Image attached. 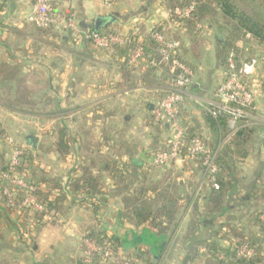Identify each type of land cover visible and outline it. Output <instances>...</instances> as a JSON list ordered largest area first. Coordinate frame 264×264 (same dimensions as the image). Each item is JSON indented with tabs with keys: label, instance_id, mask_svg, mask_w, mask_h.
Returning <instances> with one entry per match:
<instances>
[{
	"label": "crops",
	"instance_id": "obj_1",
	"mask_svg": "<svg viewBox=\"0 0 264 264\" xmlns=\"http://www.w3.org/2000/svg\"><path fill=\"white\" fill-rule=\"evenodd\" d=\"M51 1L63 11H73L82 30L94 28L99 16L110 13L117 16L113 24L124 31L139 24L150 30L170 17L164 0H118L111 9L103 6V0ZM32 5L30 0H0V56L21 64L24 72L50 77L51 85L45 88L54 92L55 111L32 116L8 110L0 102V173L12 151H6L5 134L20 115L22 121L37 124L36 131L20 126L11 137L36 157L35 177L43 181L40 193L47 201L64 190L68 195L41 218L7 210L0 199V264H79L90 230L102 233L114 247L112 258L92 264H230L236 257L222 252L225 258L218 259L215 249L233 250L243 240L260 250L263 263L259 264H264V227L257 221L264 212V62L256 60L250 76L259 106L254 147L236 163V182L226 197V211L210 220V185L195 159L166 167L151 165L153 153L164 146L169 132L167 125L159 129L150 122L164 90L143 80L146 67L128 65L133 78L127 81L114 51L82 41L74 44L66 36H35L26 21ZM221 32L216 24H203L199 56L179 51L194 64L195 72L181 110L183 122L215 151L223 142L205 112L223 77L217 56ZM189 43L186 39L184 45ZM31 137L38 139L34 148ZM113 165L120 170L121 184L112 178ZM85 168L102 181L101 194L75 192L70 186ZM167 173L179 182L183 196L171 232L160 233L123 215L126 194Z\"/></svg>",
	"mask_w": 264,
	"mask_h": 264
},
{
	"label": "trees",
	"instance_id": "obj_2",
	"mask_svg": "<svg viewBox=\"0 0 264 264\" xmlns=\"http://www.w3.org/2000/svg\"><path fill=\"white\" fill-rule=\"evenodd\" d=\"M30 1L34 4L37 0ZM117 1L115 0V3ZM50 2L54 8L60 9L55 2L51 0ZM164 3L170 12L169 21L156 24L150 30L145 24H139L135 29L127 33L125 45H114L110 49L114 51L123 70V76L127 81H131L133 78V72L128 69L129 54L140 46L144 50L147 60H155L157 62L154 67H146L142 73L143 80L148 83L155 82L164 90L160 97L165 95L167 93L166 86L168 81L172 79L173 72L171 71L170 63L166 62L159 52V44L155 34H162L165 38L177 42L178 46L171 58L180 59L190 64L194 69V64L190 60L184 59L179 51L185 50L194 58L199 56L202 38L200 35L201 31L197 28L198 23L202 25L216 24L222 30V40L218 44L217 56L219 64L223 68L227 67L230 54L235 56L239 65H252L256 60L260 59L264 62V0H164ZM191 5H193V10L190 16L183 19L175 17L174 11L177 8L185 9ZM63 12L68 17L74 16L76 18L73 11L67 10ZM175 22L178 24L175 25ZM29 28L35 36L45 38L66 36L69 41L71 40L74 43L70 32L60 31L51 26L40 27L32 23H29ZM88 30L93 32L94 28ZM118 31V25L113 24L108 28L100 29L99 32L117 33ZM186 39L190 42L188 47L184 45ZM241 42L243 47L240 45ZM87 43L94 46L90 41L82 40V44ZM247 48H249V51H247ZM158 73L160 75L159 79ZM51 82L52 79L50 77L40 76L31 71L24 72L21 64H12L0 56V102L8 110L32 116H39L42 112L46 115L54 113L56 101L54 100V92L47 91L45 88L50 86ZM205 117L208 124L220 132L221 141L223 142V147L216 151V158L220 166L217 173V186L208 180L201 157H197L194 160L209 182L210 193L207 212L210 220H214L226 211V197L230 194L236 182V163L248 157L254 147L257 123L246 125L245 119H241L238 122L237 130L233 131L229 126L228 114L221 113L214 116L206 109ZM150 122L151 124L154 123L159 129L160 127H165L153 119ZM188 133L190 137L197 135L190 130H188ZM24 159L30 172L28 183L40 187L43 181H38L34 173L37 168L35 164L37 163L36 157L31 155L26 149ZM113 166L112 178L116 183L121 184L123 178L121 174L119 175L120 170L115 165ZM4 168H6V165ZM70 186L75 192H94L95 194H101L104 188L102 181L97 179L89 168L83 170V175L80 178L70 181ZM181 190V185L176 179H172L170 173L165 174L159 180L142 183L124 196L123 202L126 215H123L135 221L138 225L148 223L160 233H169L177 225V220L181 213L183 200ZM37 193L47 204V211L37 214V217L40 218L45 213L57 209L59 204L66 199V195H68V192L64 190L53 200L47 201L39 191ZM262 214L264 212L257 215V221L263 228ZM86 238L96 243L102 250L109 249L114 253V247L110 239H107L102 233L90 230L86 234ZM247 242L249 241H240L233 250L224 249L222 251L223 249L220 248L215 249L216 257L219 259L220 253L223 252L228 258L230 254L236 257V260L230 264L263 263L260 250L256 248L254 255L251 257L237 256L240 247L244 245L253 246V244ZM97 260H99L98 257L95 258L94 262Z\"/></svg>",
	"mask_w": 264,
	"mask_h": 264
},
{
	"label": "built area",
	"instance_id": "obj_3",
	"mask_svg": "<svg viewBox=\"0 0 264 264\" xmlns=\"http://www.w3.org/2000/svg\"><path fill=\"white\" fill-rule=\"evenodd\" d=\"M115 0H103V6L111 9ZM193 5L185 8H177L174 15L177 19L190 16ZM28 23L40 27H53L60 31L70 32L75 43L83 39L90 41L96 48L110 50L114 45H125V36L131 30H119L116 32H91L82 30L76 18L68 17L66 14L54 8L50 0H37L32 5L31 13L26 17ZM178 24L175 22V25ZM202 31L203 25L197 24ZM159 44V52L163 59L170 63L173 77L168 81L167 93L160 97L153 106L151 118L161 125L168 126V135L164 146L157 149L151 158V165L166 167L174 162L193 160L201 157L206 169L208 180L217 186V173L220 169L214 151L203 137L194 135L190 137L188 128L182 119V106L186 100L187 90L193 83L195 76L194 69L190 64L176 58H171L178 44L174 40L164 37L162 34H155ZM228 65L224 68L223 77L215 89V101L207 110L214 116L225 113L229 115V126L233 131L238 128V122L245 119L246 125L254 124L258 120L259 106L252 89L250 79L252 65H239L235 56L230 54ZM128 65L130 68L136 66L154 67L155 60H147L144 50L139 46L129 54ZM13 143V141H11ZM25 147L12 144V151L6 168L0 173V199L2 206L7 210H14L21 216L30 213L31 215L41 214L47 211L46 202L41 198L39 186L28 183L30 172L28 164L24 159ZM264 222V214L261 215ZM83 259L79 264H92L95 258L108 260L112 258V251L102 250L90 239H84ZM255 253L252 246H242L237 252L239 257H251ZM224 254L219 259H224Z\"/></svg>",
	"mask_w": 264,
	"mask_h": 264
},
{
	"label": "rangeland",
	"instance_id": "obj_4",
	"mask_svg": "<svg viewBox=\"0 0 264 264\" xmlns=\"http://www.w3.org/2000/svg\"><path fill=\"white\" fill-rule=\"evenodd\" d=\"M9 125H10V123H9ZM20 126L22 127V126H24L25 128H27V130L29 131V132H34V131H36V128H37V124H34V123H30V122H26V121H22L21 120V117H20V115L18 116V120H16V122H15V124L14 125H11V126H9L8 128L10 129V132L9 133H7V134H5L6 136H5V138H4V140H5V143H6V151H10V149H12V137H11V135H12V132H16V130L17 129H19L20 128ZM11 133V134H10ZM14 140V139H13ZM5 146H4V148H5ZM39 159V158H38Z\"/></svg>",
	"mask_w": 264,
	"mask_h": 264
},
{
	"label": "water",
	"instance_id": "obj_5",
	"mask_svg": "<svg viewBox=\"0 0 264 264\" xmlns=\"http://www.w3.org/2000/svg\"><path fill=\"white\" fill-rule=\"evenodd\" d=\"M117 21V16L114 13H110L106 16H99L94 23V31L99 32L102 28H108L111 24ZM37 137H31L30 145L34 148L37 145Z\"/></svg>",
	"mask_w": 264,
	"mask_h": 264
}]
</instances>
